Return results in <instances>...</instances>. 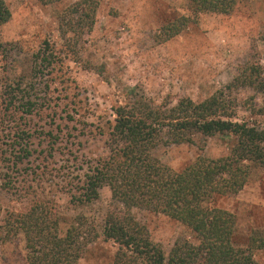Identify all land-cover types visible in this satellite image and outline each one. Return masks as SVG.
Here are the masks:
<instances>
[{"label": "trees", "instance_id": "16d2710c", "mask_svg": "<svg viewBox=\"0 0 264 264\" xmlns=\"http://www.w3.org/2000/svg\"><path fill=\"white\" fill-rule=\"evenodd\" d=\"M236 3L188 0L194 15L230 14ZM98 5L99 0H78L69 6L73 18L66 21L67 30L90 32ZM9 18V8L0 0V24ZM187 20L171 23L168 36L177 34ZM65 45L73 52L70 43ZM19 51L16 44L0 43L5 62L0 64V158L6 169L1 179L4 189L29 204L22 212L6 214L0 240L21 233L26 264H81L96 232L83 214L60 217L55 194H67L70 203L81 207L95 202L103 186L121 205L106 213L101 227L104 240L116 244L111 264H258L252 248L264 249V237L236 246V217L216 203L237 194L253 169H264V128L239 118L231 98L242 87L264 91L260 66L244 64L229 83L201 101L182 96L154 104L133 88L110 113L96 114L71 91L76 90L75 81L67 75L64 56L49 41L30 55L25 68L10 56ZM86 135L103 137L105 153L83 158L79 138ZM215 135L235 139L229 154L199 156L180 170L154 154L161 144L193 143L195 136ZM132 208L166 215L186 227L194 241L178 237L166 255Z\"/></svg>", "mask_w": 264, "mask_h": 264}, {"label": "rangeland", "instance_id": "374dc122", "mask_svg": "<svg viewBox=\"0 0 264 264\" xmlns=\"http://www.w3.org/2000/svg\"><path fill=\"white\" fill-rule=\"evenodd\" d=\"M76 1L5 0L10 18L0 24V43L16 44L20 51L10 56L25 68L30 55L49 41L64 56L67 75L75 81L76 90L71 91L80 94L96 114L110 113V107L121 102L123 94L133 88L154 104L164 99L175 102L182 96L201 101L229 83L246 63L257 64L264 75V0H237L230 14L197 15L191 14L188 0H99L91 31L84 29L78 35L67 30L66 23L73 18L68 7ZM180 17L188 20L184 26L179 25L177 34L168 36L169 25ZM62 19L65 20L61 27ZM66 43L71 44L73 52ZM2 61L0 55V64ZM231 98L236 102L239 118L264 128V91L242 87L234 90ZM90 121L96 122L95 118ZM194 138L193 143L161 144L154 154L180 170L199 156L227 155L235 144L229 135ZM79 141L83 158L105 153L103 137L86 135ZM35 147L41 149L39 145ZM4 173L0 158V225L6 214L22 212L29 204L3 188ZM55 195L60 217L69 220L83 214L88 228L96 232L80 263L111 264L116 244L104 240L101 227L106 213L121 209V205L111 198L109 188L103 186L95 202L81 207L70 203L67 194ZM216 204L236 217V246L245 247L252 237H264V169H253L237 194L222 197ZM131 212L166 255L178 237L194 241L186 227L162 213L141 208H132ZM252 251L257 263L264 264V249ZM0 264H26L21 233L0 240Z\"/></svg>", "mask_w": 264, "mask_h": 264}]
</instances>
